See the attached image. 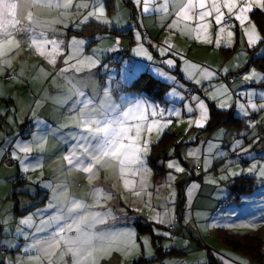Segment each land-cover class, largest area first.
Here are the masks:
<instances>
[{
    "label": "rangeland",
    "instance_id": "obj_1",
    "mask_svg": "<svg viewBox=\"0 0 264 264\" xmlns=\"http://www.w3.org/2000/svg\"><path fill=\"white\" fill-rule=\"evenodd\" d=\"M129 1H124L125 5L128 6L129 4V9H132L131 1L138 7L140 6L136 3V0H131L130 3ZM58 2L60 4L66 3L61 0H58ZM115 2L116 0L113 3L114 9ZM219 2L222 3L223 0H219ZM239 2L243 3V0H239ZM117 4L120 5L121 3L117 0ZM210 4L211 0H209V7ZM255 9L257 8L254 7L253 10ZM70 10L63 7L49 9L21 6L18 7L16 15V19L20 23L15 28L19 29L26 25V18L29 11L42 24V22L70 21L68 19L72 14ZM222 11L225 12V20L228 17V13L224 8H222ZM214 15L215 12H213L212 17H206L205 22H211L214 25ZM247 15L250 17V13ZM126 17L127 14L125 11L119 10L115 17H113V20L118 21ZM89 23L88 21L84 25L86 26L85 30L84 27L80 29L79 35H82L80 36L81 38L87 37L85 33ZM93 25L90 24L89 28ZM48 26L50 28L51 24ZM42 29L38 28L37 31L39 32ZM71 29H68L69 36H73L71 41L73 38L82 40L80 37H77V31L71 32ZM7 30L13 32L15 41L20 42V52L39 53L33 46H30V41L23 33L14 30L11 26H8ZM83 30L85 31L84 34ZM232 30L235 31L234 28ZM137 33H139V39L137 38ZM170 38V41L168 40L162 44L161 49L166 50L164 53L161 52L164 57L163 59L156 52V49L154 52L150 50L149 44L144 41L139 31L135 33V49L133 50L135 55L130 58H120L118 55L114 56L115 58H108L106 55L107 52L105 51V56H107V59L103 57L106 61L105 66L99 63V70L96 68L97 63L94 67H88L90 69L93 68L94 73L97 75L100 73L99 79L102 81L101 87L97 88L90 85V88L86 89L85 91L87 92L83 93V95H81V92L77 93L80 86L77 80L74 79L76 74L63 71L65 74L54 78V83L59 86V92L50 94V87H48L43 98L49 97L48 100H55L57 105L64 106L66 103L71 104L70 102L73 100V110L71 112L72 115L68 117L65 115L63 118H60L56 126L57 128L53 130L62 139H57V141L64 148L61 146L54 147L53 151H56L51 152L53 154L48 158L43 155V151L37 150L41 148L33 149L23 157L20 164V170L23 173L21 176L24 177L27 185L23 187L24 194H21L19 191V193L17 192V196L20 198L23 196L27 198L29 196V200L35 201L37 204L39 203L38 205L46 201L43 208L25 217V219L30 220L29 224L22 223L25 219H21L18 222V230H23V225L26 228L30 226L36 227L35 237L31 241V245L33 243L42 244L45 241H49L61 228L66 229L67 224L72 223V220L77 215L76 213L69 214L67 211L71 207L72 201L76 200L88 205L87 212L89 214L95 215L98 213V219L102 218L104 220L103 223L96 222L90 228L86 229L90 233L104 237L118 236L121 233L128 232L135 233L133 242L137 247L134 250L128 252L113 250L110 254L98 251L96 253L98 256L96 264H255L247 256L227 247L220 239L218 231L246 233L259 230L264 240V175L261 174V170L264 169V149L261 148L264 145V138L262 139L264 137V111L261 115L257 116V120L254 116L256 122L258 121L256 124H249L247 121L249 115L242 114L241 112L242 116H240V120L243 122L241 129L220 127L216 131H209L207 133L206 128L210 118V106L208 102L200 91H196L194 99L195 101L203 102L208 116L205 121H201L203 127H199L196 123L200 120L201 114L199 104L194 109L193 104L188 100V96L184 90L185 83L178 77H175V80L178 79L179 85L175 86L173 83V86L170 87L163 99L153 100L145 96H139L138 99L133 100L131 95L127 96L121 89L126 87L124 85L130 79L131 75L139 77L142 73L148 71L150 74L152 73L154 76L165 79L167 82L173 81L175 74L169 75L165 73L164 69L166 68H160L162 61L165 62V66L168 68L175 66L180 61L186 79H194L195 82L198 79L205 81L211 78L209 75L211 74V71H209V65L211 64L215 67L220 66L223 69L226 67V70L236 66V69L233 71L237 74L242 72V70H237L241 68L245 69L246 73L251 72L250 74L255 70L261 76H264V71H259L255 66H249V59L247 62L241 64L242 62L239 56L243 55H239V53L227 63H223L224 60L218 58L213 51L212 53H208L210 47L200 50V48H197V44H194L191 40H186L185 38L177 39L173 35ZM83 41H85L86 47H88L89 41L86 39ZM100 41L104 42L101 38L99 39ZM188 41H190L191 45H189ZM82 45L85 47L84 44ZM82 45L77 46V49L74 50L70 42L69 47L71 52L67 56V59L73 53H75V58L69 61H74L71 63L73 65L69 66L66 64L65 68L68 71L72 68L78 71V68L87 65L86 61L88 57L78 54L81 52ZM177 45L180 48V52H182L171 53L169 55L170 50L168 49H173L172 47H176ZM49 46L47 45L45 48L47 56H42L44 58L46 57L45 59L47 60L45 61L46 63L42 62V67L45 68L54 65L49 62L50 59H55L56 64L60 61L62 54L67 55L65 47L63 48L61 45L59 51L55 54L56 56H50L48 54L52 51V46L48 50L47 47ZM107 46L108 44L105 45V47ZM11 47L12 45L5 46V48L9 49ZM113 47L115 50L111 53L112 56L118 50L119 46L113 44ZM191 48H193L192 51L190 50ZM262 51H264V47ZM89 56H93L91 57L93 59L97 57L93 53ZM244 56L247 55L244 54ZM44 58L42 60H45ZM168 60H172L174 63L169 65L167 63ZM28 61L27 59L26 62L28 63ZM61 63L65 64L64 58H62ZM197 67L200 70H197ZM89 76L92 78L93 75L91 72ZM257 78L259 79V77ZM242 79H244V76L238 78V80ZM72 80L73 82H71ZM225 84L226 88L232 92V86L228 83ZM226 88L224 89L215 84L210 89L202 90V92L205 93V97H208L210 102L215 100V104L218 103L219 106L221 105L220 101H223L224 105L229 106L226 110H231V107L236 102L244 103L248 96L249 99L256 97L254 92H260V90L252 91L250 89L248 91L246 87L244 89L240 88L238 92H235L238 97L235 102L230 100V97L224 98L227 95ZM120 92L124 94L121 95V100L119 101ZM233 92L231 95H233ZM261 92L264 93V90ZM78 94L80 97H78ZM137 103L145 106L146 111L143 113L145 119L138 118L139 113L135 110V104ZM77 105H80L81 111H78V107L76 108ZM260 105H264V101ZM219 106L217 108L221 109ZM129 107L133 108V113L126 118V126L130 128L128 136L135 137V126L139 124L142 126L141 139L136 141V144L145 146L144 141H147V152L144 153L145 163L143 167L134 165L132 166V171L126 169L125 175L121 177L117 163H113L110 167H100L97 165L93 169L96 175L92 179H89L91 174L84 172L81 165H69L65 157L70 156L74 150L76 156L80 157L85 164L88 163L81 155L82 151H78L80 138L89 135L84 131L81 123L85 118L83 115L85 112L97 110L98 112L108 114L107 116L98 115L96 117L97 119H111L113 117L125 119L121 113ZM189 107L193 109L191 112L188 111ZM74 108L77 110L75 111ZM154 108L158 113L162 112L163 115H153ZM177 112L179 115L175 114ZM152 121H157L161 125L166 124L167 126L162 127L160 131L154 128L149 134L146 129ZM169 121L171 123H168ZM192 127L196 129L192 130ZM167 132L176 134L177 138L175 145H171L167 150L169 158L159 162L165 170V175L161 183H156L154 172L148 162L149 151L150 147L160 141ZM18 137L26 139L22 136ZM131 142L130 140H125L126 144ZM183 142L184 144L194 142L189 145L185 144L181 150L182 152L189 151V153L194 154H189L190 158L197 160L192 163L194 166L186 165L183 158H180V155L176 151V145ZM237 142H239V145ZM206 143L205 156L204 146ZM224 143L229 144L231 147L227 149V144ZM9 144H12V142ZM15 154L17 153L14 152V156ZM57 154H62V157L53 159ZM215 156H219L221 159L223 158V165L213 170L214 168H211L213 167L211 163H213L212 160ZM203 158L211 165L210 167L204 165ZM14 159L17 161L16 157ZM171 161H174L180 168H183V171L177 172L174 168L169 169L168 163ZM13 167L18 171L17 165ZM136 168H139L140 171L133 174ZM249 169H252V171H249ZM204 173L206 175L209 173L207 176L208 181L206 180L207 189L201 195V180L198 176H202ZM169 174H171L173 179H169ZM242 176L254 177L257 188L250 194L241 195L237 203L235 201L234 205L228 206L225 209H219V206L223 203L221 199L228 197L231 186L234 184V180L229 181V179L231 177L236 178ZM125 179L129 181L128 187L124 186ZM218 184L220 185L218 186ZM2 185L7 186V184L1 183L0 186L3 187ZM194 185L195 187H193ZM208 188L209 190L215 189L212 197L211 194L207 193ZM9 190H0V192L2 191V196L5 197V194ZM97 190H102L105 195H110L111 199L99 197V203L97 204ZM136 192H140L141 194L137 196L135 195ZM197 197L200 198L197 200ZM21 200L18 202L20 205L21 203H28L27 200L23 202ZM14 204H17V201H14ZM14 204L8 202L6 205H2L5 208H9L10 205L13 207ZM235 215L238 217L236 218ZM148 226L150 227L147 228ZM140 227H145V229L140 230ZM165 233L169 235H165ZM64 235L66 237H76L77 232L75 230H66ZM31 249L34 251V254L26 255L30 253V250L25 248L23 250L25 254L22 253V255L18 256L16 262H20L21 264H73L71 254H61L64 253L63 246H61V249L57 251L55 256L51 257L45 256L42 249L32 247ZM34 257H38L39 259H33Z\"/></svg>",
    "mask_w": 264,
    "mask_h": 264
},
{
    "label": "crops",
    "instance_id": "obj_2",
    "mask_svg": "<svg viewBox=\"0 0 264 264\" xmlns=\"http://www.w3.org/2000/svg\"><path fill=\"white\" fill-rule=\"evenodd\" d=\"M61 1L67 2V0H61ZM104 1L105 0H71V5L67 8V9H71L70 11L72 12L71 16L68 18L70 19V21L53 22V23L52 22H42V24L45 26L43 27L42 30L46 32L47 38L55 39L56 41L61 42L60 44L62 45V47L63 48L65 47L66 49L67 55L62 54L60 56V61L54 64L53 66H50L49 68L42 67V62L46 63L45 61H47L45 59L46 57L44 58L39 53H35V52H31V53L20 52V46L15 47L14 45H12L11 49L6 48V54L4 56H0V104H1L0 105V139H1L0 140V184L1 183L7 184V186H3V185H2L3 187L0 186V190L3 191V190L10 189L5 194V197L2 196V191L0 192V264H21L20 262L17 263L16 261H17L18 256L22 255V253L25 254L23 251L25 248H28L30 250V253H27L26 255H30L34 252L31 249V241L34 240L36 227L30 226L29 228H26L23 225V228H22L23 230H18L17 229L18 224H19L18 222L21 219H25V217H27L29 214L35 213L39 209L43 208L45 206L46 201H44V203H41L42 205L41 204L38 205L39 203L37 204L35 201L29 200L30 199L29 196L27 198H25L24 196L22 198L17 196V192L19 193V191L21 192V194H24L23 187L27 185L25 182V179H23L22 181H19L20 176L23 174L20 170L21 168L20 164H21L23 157H25V155L28 153V152L25 153L21 151V148L27 146L31 148V151L33 149L35 150L37 148H41L37 150L43 151L44 152L43 155L46 156L47 158L52 156L53 153L51 152L56 151V150L53 151L54 147L61 146L64 148L63 145H59L57 139L59 140L60 138L58 134L55 133L53 130L57 128L56 126L58 125L60 118H63L65 115L67 117L69 115H72L71 112L73 110V107H72L73 100L72 102H70L71 104L66 103L65 106L57 105L55 103V100L50 101L48 100L49 97L43 98V95L48 90V87H50V90H49L50 94H56L59 92V86L56 85V83H54V78L60 76L61 74H65L64 72L61 71V69H67L65 68L66 64H62L61 60L62 58H64V61H65V59H67V56L71 52L69 44L73 36H69L70 33L68 29L72 28L71 32L77 31V35H78L77 37L82 36V35H79V32H80V29L83 27L85 30L86 26L84 25L86 23L84 22V17L87 16L89 11H92L93 8L94 10H97V14L99 15L97 8L98 7L100 8V6H102L104 9V14L100 16L99 20L96 19L95 17H89L88 21L90 23L87 25L88 29L86 33L83 30V34L85 33L87 37L85 38L80 37L82 40L84 39L88 40L89 46L86 47V44L84 43L85 47H83L82 45L81 52L78 54L80 56L85 55V57H88V58L93 57V56H89V55H92V53L93 55L97 56L94 60L97 61L96 68L98 70H99V65H100L99 63H102L105 66V63H106L105 59H107V56L108 58H111L117 55L118 57H120L119 53L124 49L129 50L130 57L135 55L133 52V50L135 49L134 48L135 33L136 31H139L141 36H143L144 41L149 44L150 50L154 52L156 49V52L161 56V59L164 58L161 53V47H162L163 42H167L168 40L170 41L171 40L170 37L171 35H173L177 39L185 38L186 40H191L194 44H197V48H200V50H204V48L210 47V50L208 53H212L213 51V53L218 58H221L222 60H224L223 63H227L228 61H230V59L234 58V56L239 53V55L240 54L243 55V56H239L242 62L241 64L247 62V60L249 59V64H248L249 66L250 65L252 67L255 66L256 69H258L259 71H262L256 65L251 64V59L254 60L264 55V51H262L264 45L256 49L254 52L252 53L250 52V50H253L258 46L260 41H258L257 44L255 45H251V46L249 45L247 36L244 31L245 28L249 27L247 22H245L244 24H241L240 21H236L233 18L231 19L233 21L231 26H228L225 22H223V24L220 26L216 25L215 22H214V25L210 22V26L206 30H200L199 32L200 39H196L195 38L196 33L193 32L192 29L196 28L197 23H209V22H205L206 20L204 22L198 21L194 13L191 14L193 18L189 20L178 18L176 15L177 9L174 5L176 3H181V2L186 3L187 0H167V4H168L167 10H163L161 8V6L165 4L166 0H147V4L149 7L148 12H145L143 10L144 0H141V4H139L140 5L139 7L130 0L132 9H129L130 7L128 8L129 4L127 6L124 3V1L128 2L129 0H118L121 3L120 5L117 4V0H116L114 12L109 15L107 14V8L105 7ZM79 5H87V7H79ZM119 10L125 11V13L127 14V17L124 19H120L118 21H114L113 17H115L116 13ZM104 21H108V22L105 23ZM95 22L96 23L98 22L97 24H101L102 27H109V28L117 29L123 33L121 35H117V34L113 35L112 33L108 31H104L103 33H100L97 35V31L95 32L94 28H91V27L89 28V25L94 24ZM174 22L176 23V27H170V25H172ZM49 24H51L50 28H48ZM77 27L79 30L76 29ZM220 27L224 28L223 33L219 32ZM233 28L235 31L232 30ZM229 32L232 33L231 36H229ZM127 33H130V35L128 36L124 35ZM144 33H147L149 35V38H150L149 40H146V38L144 37ZM258 35L261 37L259 31H258ZM122 36H125V37H122ZM100 38L104 42H101V41L99 42ZM207 39H210L212 42L211 43L205 42V40ZM237 42L239 43L238 50L231 55L225 56L224 50L233 48L237 44ZM188 43L189 45H191L190 41H188ZM106 44H108L107 47H105ZM113 44L118 45L120 49L118 48V50L112 56L111 53L114 52L113 50H115V48L113 47ZM111 47L113 48L111 49ZM47 48L48 50H50L51 45ZM172 48L173 49L171 48L168 49L170 50L169 55H171V53L180 52V48L178 45ZM137 49L139 48L137 47ZM192 49L193 48H191L190 50L192 51ZM105 51L107 52V54L105 53ZM46 54L47 53H45V55ZM105 54L107 56H105ZM244 54L247 56H244ZM103 57H105V59ZM43 58L45 60H42ZM27 59L29 60L28 63L26 62ZM73 62L74 61L69 62L68 65L69 66L73 65L71 64ZM181 66L182 65L179 61L177 62L175 66L168 68L165 66V62L162 61L160 68L161 67L166 68L167 70L164 69V72L169 75L175 74V76L173 77L174 80L170 81L171 83L165 81V79L154 76L152 73L150 74L149 71L146 73H149L155 79L166 84L169 87L168 90L170 89V87L173 86V83L175 84V86L179 85L177 81L178 79L175 80V77H178L180 80H182L185 83L184 90L186 94H187V90L189 89V87L192 88L193 93L191 95V100L189 101H191V103L193 104L194 109L199 104V102L195 101L194 99V95L196 91H200V93L203 95V97L208 102V105L209 103L215 104V100L213 102H210L209 98L205 97V93H203L202 90L204 91L206 89H210V87L215 84L225 89L226 88L225 83H228L227 81H225V78L231 74L236 73L235 71H233L236 69V66L230 67L226 70V67L225 69H223L220 66L215 67L214 65L211 64L209 65L210 66L209 71H211V75H210L211 78L206 79L205 81L204 80L201 81V79H198L199 83H197L194 81V79H191V80L186 79ZM88 67L89 65L87 64L84 67L78 68V71H75L74 68L70 69L71 71L70 70L65 71L70 74H76L74 76V79L77 80V83L80 86V89H78L79 91H77V93L87 92L85 90L89 89L90 85L93 87H97V88L101 87L102 81H100L99 79L100 73L97 75L96 73H94L93 68L90 69ZM197 70H200V68L197 67ZM237 70L238 71L242 70V72L238 74L239 77L240 76L245 77V76L251 75L250 74L251 72L246 73L245 69L241 68ZM90 72L93 75L92 78L89 76ZM137 77L138 76L136 75H131L130 79L127 81V83H125L124 87L129 86L135 79H137ZM238 78L233 83H228L232 86V92L234 90L233 95H231L232 92L228 88H226L227 95H225L224 98L230 97V100L236 102L238 97L235 92H238L240 88L244 89L246 87L248 91L249 89L252 91L260 90V92L259 91L254 92L256 97L250 98L252 99L251 101H249L250 99L248 96L247 100L244 103L236 102V104L233 107H231L232 108L231 111L234 117L240 119V116H242V114H245L244 111L241 110L240 106L244 105L245 109L247 110V114L249 115L247 119L248 123L252 125L256 124L258 122V121L256 122L257 116L261 115L262 112L264 111V108H261V105H260L261 102L264 101V93L261 92L264 90V79H260V78L258 79L257 77H255L252 80H246L245 78L242 80H238ZM219 80H222V81H219ZM71 82H73V80ZM121 90L127 96L131 95L133 100H136L139 98V96H142V95H139L133 92H130V93L125 92L123 91L124 89H121ZM122 92H120V95L118 98L119 101L121 100L120 99L121 95L124 94ZM164 96L161 99H163ZM78 97H80L79 94H78ZM128 100H131V99H128ZM222 103L223 101H220V104ZM252 104H255L257 108L253 109L251 107ZM215 106L216 107L219 106L218 103H216ZM77 107H78V111H81L80 105H77L76 108ZM228 107L227 105H225V107L219 106V108H221L219 110L229 111V110H226V108ZM76 108H74L75 111L77 110ZM252 115L255 116L256 118L254 122H250V118ZM220 127L230 128L229 126H220ZM195 129H196L195 127H192V130H195ZM217 129L213 131H216ZM17 135L22 136L26 139L20 138ZM263 138L264 137H262V139ZM11 142L12 144H9ZM193 143H189V144H193ZM185 144L183 142L182 145L179 147L178 154L180 155V158L181 157L183 158V161L186 165L194 166V164L192 163L197 160L189 157V154H190L189 151L187 150H186L187 152L181 151L183 149L182 147ZM189 144H186V145H189ZM224 144H227V143H224ZM204 147H205L204 149V155H205L207 143ZM230 147L231 146L227 144L226 148L228 149ZM263 147L264 145L261 148L264 149ZM151 148L152 146L150 147L149 154L151 152ZM259 148H260V145H259ZM8 150H11V158L15 162V165L18 166L17 167L18 171L15 169V167L8 168L7 166L2 164V159L4 158ZM78 151H82V149L78 147ZM14 152L17 153L15 154V156H14ZM167 154H168V151H167ZM14 157L16 158L18 157L17 161L14 159ZM61 157H62V154L61 155L57 154L56 156H54L53 159H59ZM203 160H204L203 162L204 165L206 167H210L212 165L213 167L211 168H214L213 170L219 167H222L223 165V158L221 159L219 156H215L213 158L212 160L213 163H211V165H209L204 158ZM204 174H202V176H198V178L201 180V184H200V187H201L200 194L201 195L203 194V191L207 189L206 180H207V176L209 173H207V175L206 174L204 175ZM236 178L231 177L229 181L235 180ZM219 185L220 184H218V186ZM8 186H10V188L7 189ZM214 190L215 189L209 190L208 188L207 193L211 194V197H212V194L215 192ZM229 196H230V192L228 194V197ZM228 197L225 199H221V200H223L224 202L228 199ZM199 198L200 197H197V200ZM20 200L22 202L27 200L28 203H25V204L21 203L20 205L18 203ZM14 201H17V204H14ZM8 202L10 204H14V206L12 207L10 205L9 208H5V206L2 205V204L6 205ZM22 206H23V209H22ZM235 217L237 218L238 216L235 215ZM3 246L6 247L5 253L1 251V247Z\"/></svg>",
    "mask_w": 264,
    "mask_h": 264
},
{
    "label": "snow or ice",
    "instance_id": "obj_3",
    "mask_svg": "<svg viewBox=\"0 0 264 264\" xmlns=\"http://www.w3.org/2000/svg\"><path fill=\"white\" fill-rule=\"evenodd\" d=\"M136 3L141 4V0H136ZM71 5V0H67L66 3L60 4L58 0H0V56H4L6 54V45H14L15 47H19V41L14 40L13 32L8 31L7 27L11 26L14 30L19 31L25 35V37L30 41V46H33L41 56L45 55V48L47 45L52 46V51L49 53L50 56H55V54L59 51L60 43L55 39H48L45 31H37L38 28H43L44 26L40 23L38 19L35 18L34 14L29 11L27 14V23L24 27L16 29L15 26L20 23L19 20L16 19L17 9L18 7H36V8H68ZM177 9L176 15L178 18H183L185 20L192 19L193 16L191 14H195V17L198 21H205L206 17H212L213 12L215 15L213 17L216 25L220 26L224 22L225 12L222 11V8L227 10L228 18L231 20L232 18L239 20L241 24L245 22L248 23L249 27L245 28V34L248 39L249 45H255L262 38L258 35V30L256 23L250 19L247 15L253 11V8H259L264 10V0H243V3H240L239 0H223V2H219V0H211V4L209 7V0H187L186 3H176L174 5ZM79 7H87V5H79ZM163 10H167L168 4L167 0L164 5L161 6ZM143 10L145 12L149 11V7L147 4V0H144ZM99 15L97 14V10L89 11L88 15L84 17V22L87 23L89 17H95L96 19H100V16L104 14V9L101 6L98 9ZM107 23L108 21H104ZM210 26L209 23H197L196 28L192 29L193 32L196 33V39H200L199 32L200 30H206ZM170 27H176V23L174 22ZM224 28L220 27L219 32L223 33ZM232 33L229 32V36ZM137 38L139 39V33H137ZM205 42L211 43L210 39L205 40ZM85 41L77 40L73 38L71 41V45L73 49H77V46L84 44ZM166 50L161 49V52L164 53ZM75 58V53L72 56H69L68 59H65L64 63L68 64L71 59ZM151 59V57H149ZM50 63L55 64V59H50ZM87 64L90 67H94L97 63L96 60L88 58ZM167 63L172 65L174 62L172 60H168ZM67 69H61V71H66ZM207 71V70H205ZM211 75V74H209ZM255 77H259L260 79H264V76H261L255 70L252 71L251 75L245 76L246 80H252ZM199 83V81H197ZM83 95V93H81ZM224 107L225 105L222 103L220 105ZM199 107L201 109L200 120H198L197 126L203 127L201 121H205L207 116V111L203 102H199ZM241 110L247 114V110L244 105H241ZM251 107L256 109L257 106L252 104ZM261 108H264V105H261ZM135 110L139 113V119H145L143 113L146 111V108L143 104L137 103L135 104ZM193 109L191 107L188 108V111L191 112ZM133 113V108L129 107L127 110L121 113L122 117L125 119H120L117 117H113L111 119H97L98 115L107 116V113L98 112L97 110H91L85 112L84 119L81 121L84 131L89 135L82 136L80 138V143L78 147L82 149L81 155L88 161V163H84L80 157L76 156L75 150L73 153L65 157L68 161L69 165L79 164L82 166V170L86 173H90L89 179H92L96 173H94L93 169L96 168L97 165L100 167H110L113 163L118 164V171L121 177H123L126 173V169L132 171V166L140 165L143 167L145 163L144 153L147 152V141H144L145 146H141L136 144V141L141 139V125L137 124L135 126L136 135L135 137H129L128 132L130 128L126 126V118ZM153 115L160 114L163 115L162 112H157V110L153 109ZM171 114V113H170ZM179 115V113H175ZM168 123H171L169 121ZM167 125H161L157 121H152L151 124L147 127V132L150 134L155 128L157 131H160L162 127H166ZM125 140L132 141L131 143L126 144ZM95 141V143H93ZM239 145V142H237ZM21 151L27 153L31 151L30 147H23ZM190 155H194L190 153ZM18 159V157H17ZM169 169H175L177 172H182L183 168H180L174 161L168 163ZM140 169L136 168L133 171V174L139 172ZM252 171V169H249ZM261 174L264 175V169L261 170ZM169 179H173L171 174H169ZM124 186H129V181L124 180ZM195 187V185L193 186ZM141 193L136 192L135 195L139 196ZM98 199L97 204L99 203V197H103L104 199H111L110 195H105L102 190H97L96 193ZM88 205L83 202L73 200L71 203V207L67 209L69 214L76 213L77 215L72 220V223L67 224V228H61L59 232L53 236V238L49 241H45L42 244L33 243L31 245L32 248L42 249L45 256L51 257L55 256L57 251L61 249V246L64 248V253L71 254L73 257V264H96L98 256L96 253L103 252L105 254H110L113 250L128 252L134 250L137 246L133 242V238L135 233H121L118 236L113 237H104L99 236L97 234L90 233L86 229L90 228L92 224L99 222L103 223L104 220L99 218V214L91 215L87 212ZM164 222V221H160ZM24 224H29L30 220L25 219L22 221ZM75 230L77 232L76 237H66L64 235L65 231ZM165 235H169L165 233ZM33 259H39L38 257H34Z\"/></svg>",
    "mask_w": 264,
    "mask_h": 264
},
{
    "label": "trees",
    "instance_id": "obj_4",
    "mask_svg": "<svg viewBox=\"0 0 264 264\" xmlns=\"http://www.w3.org/2000/svg\"><path fill=\"white\" fill-rule=\"evenodd\" d=\"M113 3L114 0H105V7L107 8L108 14H112L114 12ZM250 18L256 23L257 29L262 38L258 46L255 49L250 50V52L252 53L256 49L264 45V10H261L259 8L253 10L250 13ZM91 28H94L95 32L97 31V35L103 33L104 31H108L113 35L114 34L121 35L123 33L117 29L102 27L101 24H97V23H94V25ZM124 35L128 36L130 35V33ZM238 46L239 43L237 42V44L233 48L224 50L225 56L235 53L238 50ZM123 51L124 50H122L119 53V55L122 58H126V56L122 55ZM128 57H130V55ZM251 64L256 65L257 67H259L261 70L264 71V55L254 60L251 59ZM168 88L169 87L166 84L155 79L149 73H142L129 86L124 88L123 91L138 93L147 98L157 100V99H161L165 95ZM209 106H210V118L206 128V132L213 131L220 126H229L231 128H237V129H241L243 127L242 120L234 117L231 110L229 111L219 110L214 103H209ZM176 138H177L176 134L167 132L163 136V138L160 141H158L156 144H154L151 148L148 162L151 169L154 172L153 174L156 183H161L162 178L165 175V170L163 166L159 164V162L162 160H166L169 157L167 154V150L171 145H175ZM181 145L182 143L176 145L177 153ZM23 179L19 178V181H22ZM256 188L257 185L254 177H243V176L238 177L234 180V184L231 186L230 196L235 195L237 202L241 195L250 194ZM230 196L228 198H230ZM149 227L150 226H148L147 228ZM144 229L145 227H140V230H144ZM218 235L220 236V239L227 247H230L234 251L247 256L252 261V263L264 264V251H263L264 240L259 230L246 232V233H233L230 231L221 230L218 231Z\"/></svg>",
    "mask_w": 264,
    "mask_h": 264
},
{
    "label": "built area",
    "instance_id": "obj_5",
    "mask_svg": "<svg viewBox=\"0 0 264 264\" xmlns=\"http://www.w3.org/2000/svg\"><path fill=\"white\" fill-rule=\"evenodd\" d=\"M224 22L228 25L231 26L232 25V20H229V18H225ZM144 37L146 38V40H149V35L147 33H144ZM123 56L128 57L130 55L129 50H124L123 51ZM239 77V75L237 73L231 74L230 76H227L225 78V81H227L228 83H233L237 78ZM193 91L192 88L189 87V89L187 90V96H188V100H191V95H192ZM255 118L254 116H252L250 118V122H254ZM2 164L7 166V167H12L15 165V162L13 161V159L11 158V150H8L7 153L5 154L4 158L2 159ZM20 179H23V177H20ZM236 201V196L235 195H231L230 198H228V200H226L225 202H223L220 205V209H225L228 206H231L235 203ZM1 251L3 253L6 252V247H1Z\"/></svg>",
    "mask_w": 264,
    "mask_h": 264
}]
</instances>
